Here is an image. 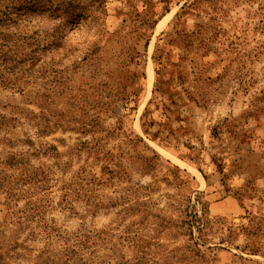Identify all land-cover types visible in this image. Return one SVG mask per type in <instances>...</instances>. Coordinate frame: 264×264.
I'll use <instances>...</instances> for the list:
<instances>
[{"label": "rangeland", "instance_id": "obj_1", "mask_svg": "<svg viewBox=\"0 0 264 264\" xmlns=\"http://www.w3.org/2000/svg\"><path fill=\"white\" fill-rule=\"evenodd\" d=\"M76 3L24 11L58 39L0 89V264H264V0Z\"/></svg>", "mask_w": 264, "mask_h": 264}, {"label": "trees", "instance_id": "obj_2", "mask_svg": "<svg viewBox=\"0 0 264 264\" xmlns=\"http://www.w3.org/2000/svg\"><path fill=\"white\" fill-rule=\"evenodd\" d=\"M42 5L40 10L45 15L42 19H56L59 22L69 18L71 23H79L82 20L88 18V16L80 14H72L70 16H54V15H67L73 6L77 7L76 0H0V89L10 88L18 89V85L22 83V79H29L33 69L38 60V53L42 50H46V46L40 44V40H37L35 36H39L41 39L51 36L53 40L57 34H49L47 31L32 32L31 35L22 34L21 27L23 25V17L26 16L24 11H30L31 9ZM90 17V16H89ZM6 28H3L4 26ZM48 46L52 44L48 43ZM17 120L8 119L4 115L0 114V143L7 141V137L12 130L16 128L13 126ZM31 143V141H30ZM17 164L21 165V162H17L16 158L8 159L7 161H1L0 165L5 167H16ZM3 172L0 170V193L5 194L8 201V206H12L13 202H17L18 191L13 186V182H6L2 177ZM31 181V179H29ZM28 180L25 178L23 184L26 185ZM195 225L200 227L203 223L201 220L193 218L190 228H194ZM201 233V228H197ZM95 236L82 235L73 244V249L63 250L62 255L58 257L59 263L54 264H92L85 258H76L78 252H75V246L78 247L79 252L90 250L93 246V240ZM122 264H157V262L149 258L147 255H143L134 263L124 262Z\"/></svg>", "mask_w": 264, "mask_h": 264}]
</instances>
